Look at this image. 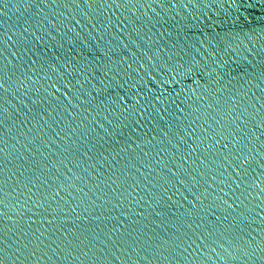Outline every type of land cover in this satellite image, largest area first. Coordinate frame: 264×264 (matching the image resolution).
Returning a JSON list of instances; mask_svg holds the SVG:
<instances>
[{"label":"water","instance_id":"obj_1","mask_svg":"<svg viewBox=\"0 0 264 264\" xmlns=\"http://www.w3.org/2000/svg\"><path fill=\"white\" fill-rule=\"evenodd\" d=\"M0 264H264V0H0Z\"/></svg>","mask_w":264,"mask_h":264}]
</instances>
